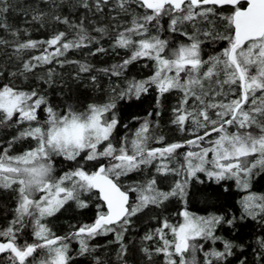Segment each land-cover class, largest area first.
Masks as SVG:
<instances>
[{
  "label": "snow or ice",
  "instance_id": "obj_1",
  "mask_svg": "<svg viewBox=\"0 0 264 264\" xmlns=\"http://www.w3.org/2000/svg\"><path fill=\"white\" fill-rule=\"evenodd\" d=\"M17 10L23 27L9 22ZM29 28L49 35L33 39ZM222 42L216 54L205 53L206 44ZM86 57L120 60L97 67ZM141 62L147 77L124 88L112 81ZM100 77L112 81L107 89ZM81 89L100 95L86 102ZM150 89L156 111L149 117L161 116V101L176 95L168 122L182 139L156 135V119L118 138V127H128L123 105ZM6 130L14 134L0 140V213L12 216L0 229V264H71L70 240L81 256L115 245L116 264H158L156 257L163 264H232L230 257L264 264V193L252 190L264 175V0H0V132ZM24 142L27 148L12 153ZM57 157L72 167L58 173ZM200 174L244 193L239 214L189 210L193 181L205 183ZM170 177L179 178L161 187ZM173 203L182 205L175 222L163 215ZM90 206L95 219L72 225L66 236L46 222ZM142 217L158 226L130 245L126 237ZM247 221L261 229L252 243L219 234ZM29 226L33 242L21 239ZM94 264L104 261L94 256Z\"/></svg>",
  "mask_w": 264,
  "mask_h": 264
},
{
  "label": "trees",
  "instance_id": "obj_2",
  "mask_svg": "<svg viewBox=\"0 0 264 264\" xmlns=\"http://www.w3.org/2000/svg\"><path fill=\"white\" fill-rule=\"evenodd\" d=\"M10 23H13L16 26L23 27V21L24 17L19 14V10H17L16 13H10ZM29 31L32 32L33 39H46L49 35V33L43 29L39 31H35L32 28H29ZM5 37L8 39H12L8 33H4ZM22 39H26L27 37L21 36ZM178 38L183 37H173V42H176ZM224 46V43L219 44H213L211 46L205 45V53H212L216 54L219 49H221ZM125 53L121 52V57H124ZM69 58L72 59H81V54L76 53L72 54L69 53ZM91 63L95 64L97 67H105L110 63H116L120 60V57H86ZM143 62L140 64L132 65L129 68V71L125 73V76L122 78H112V81L117 83L120 88H124L126 86L127 80H131L132 78H135L137 80L143 79L147 77L150 72L147 69H144L142 67ZM73 69H66L63 70L66 72L71 71ZM60 71V69H58ZM112 81H109L106 77H100V83L103 86V88L107 89L112 83ZM87 83V80L84 81ZM100 94L96 93L94 91H91L90 89H81V96L86 102H91L93 99L98 97ZM53 102L59 103V98L56 97L53 94ZM156 93L154 90L149 91L148 94L143 95L139 101H136L135 103H132L131 107H128L127 105H123V102L121 104L123 105V111H121L120 115L123 118L122 124H126L128 127H118L117 136L123 137V136H131L132 133L136 130V128L139 127L140 123L144 119H156L160 120L161 123L163 122L164 118L166 116L171 115L170 108L175 105L176 102V95L175 94H169L166 95L165 98L161 101L163 105L162 109V115L159 117H155L154 115L152 117L148 116V113H155L156 111ZM133 117H136V119H133ZM161 128V127H160ZM14 134V130H6V132H0V140L4 142V144L7 143L9 139H11V136ZM3 146V145H0ZM25 149L24 147H22ZM20 149V150H23ZM18 150V151H20ZM16 152V151H14ZM13 153V152H12ZM59 161H57L56 169L66 168L67 170L72 167V163L68 161H63L62 158H59ZM182 162V159H180ZM180 162V163H181ZM151 171V170H150ZM60 173V172H59ZM152 175H155L154 172L151 173ZM264 175H260L259 179L262 178ZM200 178L202 180H205V183L201 184L196 181H193L191 187H190V194H189V202H188V208L190 211L198 214V215H206L208 212H224L225 210H230L233 213H238V204L237 201L240 199V197L244 194L237 190L235 188L234 183L230 182V186L228 191H224L223 187L220 185H216L212 182H209L206 180L203 174H200ZM169 179V178H168ZM175 179V178H172ZM261 187L257 186V189L259 191H264V185H260ZM163 188H167L161 185ZM5 203L9 207H14V201L13 200H5ZM182 208V205L180 203H173L169 206L168 210L163 213L164 216L170 217L172 221L176 220L178 216L176 213L179 209ZM149 215H152L150 213ZM11 212L8 211L6 213H0V229L6 228L8 226V223L11 219ZM55 219H59L60 221H66L67 226L64 228H57L55 231H53L58 236H66L74 229L71 227L72 225L79 226L81 223H91L95 219V209L93 206H90L89 209L84 210L83 212H69L65 213L63 215L58 214L57 217L49 218L46 222H51ZM153 226H158L157 221L150 220L147 217H142L140 221H137V228L132 231V233L126 237L130 241V245L136 243L139 238L144 234V231L146 229H150ZM239 231H236L233 233L232 229L227 228L226 226L223 227L219 234L221 236H224L225 238L234 239L237 241L245 242V243H252L254 242L255 236L261 232V229L257 227L255 222L247 221L246 223L240 225H237ZM64 229V230H63ZM32 228L29 226L21 233V239L25 240L27 242H33V238L31 236ZM112 239L111 236L106 238H98L97 240L92 241V244H105L107 240ZM207 247V245H206ZM216 247H220L219 243L216 245ZM79 245L77 242L73 244V247L71 249V255L73 257V260L71 261V264H94V256H99L102 261H104V264H116V255H115V245H110L104 248L98 249V251L93 256H81L78 254ZM245 254L248 256V258L251 260L252 255L251 251L246 248ZM240 253H237V256H239ZM39 257H46V253H39ZM158 261V264H163V259L161 257L155 258ZM232 261V264H238L237 257H230L229 258Z\"/></svg>",
  "mask_w": 264,
  "mask_h": 264
},
{
  "label": "rangeland",
  "instance_id": "obj_3",
  "mask_svg": "<svg viewBox=\"0 0 264 264\" xmlns=\"http://www.w3.org/2000/svg\"><path fill=\"white\" fill-rule=\"evenodd\" d=\"M177 42H186V41H184V38H178L177 40H176V42H173V43H177ZM169 116H166L165 118H164V120H163V122L161 123V121L160 120H158L159 122H160V129H157V130H155V134L156 135H159V134H161V132H163V134L169 139V140H179V139H182L183 137L179 134V133H177L176 131H175V129H174V127L168 122L169 121ZM131 137V136H130ZM28 143L29 142H24L23 144H19V145H16V146H14V148L12 149V152L13 153H16V152H18V150H20V149H23L22 147H28ZM152 146H159V145H156V144H153ZM0 147H3V146H0ZM14 151H16V152H14ZM21 151V150H20ZM181 159V158H180ZM180 159L179 160H177V161H175L174 163H173V166H178V164L181 162L180 161ZM60 159H59V157H57L56 158V161H59ZM59 163H60V161H59ZM67 169L66 168H60V169H58V173L59 172H63V171H66ZM150 171V170H149ZM179 177H175V179H178ZM171 180H172V177H170L164 184H163V186H165V187H168V184L171 182ZM264 185V176L262 177V178H260L259 179V176H257L256 177V179L254 180V182H253V187H252V190L253 191H255V192H258V193H264V191H259L258 189H257V186H259V187H261L260 185ZM178 219V218H177ZM176 219V220H177ZM176 220H174L173 222H175ZM48 223V226L53 230V231H55L57 228H64L65 229V227L67 226V222L66 221H60L59 219L57 220V219H55V220H53V221H49V222H47ZM63 229V230H64ZM74 242H76L75 240H70L69 241V244H70V250L72 249V247H73V244H74ZM43 253V252H42ZM41 254V253H40Z\"/></svg>",
  "mask_w": 264,
  "mask_h": 264
},
{
  "label": "flooded vegetation",
  "instance_id": "obj_4",
  "mask_svg": "<svg viewBox=\"0 0 264 264\" xmlns=\"http://www.w3.org/2000/svg\"><path fill=\"white\" fill-rule=\"evenodd\" d=\"M181 159H182V157H181ZM95 209V208H94ZM75 243V242H74ZM41 253V252H40Z\"/></svg>",
  "mask_w": 264,
  "mask_h": 264
}]
</instances>
